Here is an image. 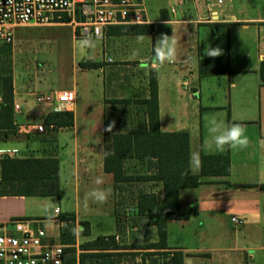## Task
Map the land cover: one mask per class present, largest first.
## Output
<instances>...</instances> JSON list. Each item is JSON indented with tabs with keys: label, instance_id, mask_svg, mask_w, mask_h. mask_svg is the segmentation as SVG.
Returning a JSON list of instances; mask_svg holds the SVG:
<instances>
[{
	"label": "crops",
	"instance_id": "obj_1",
	"mask_svg": "<svg viewBox=\"0 0 264 264\" xmlns=\"http://www.w3.org/2000/svg\"><path fill=\"white\" fill-rule=\"evenodd\" d=\"M208 1L170 0V13L163 14V18L158 14L150 19L145 13L144 24L110 26L106 28L103 38L98 39L102 40L100 51L79 60L81 63H97L96 68L76 67L79 62L74 61V71H97L102 75L96 94L99 95L96 120H91L89 126V131H93L94 135L92 138L89 135L82 152H87V158H97L100 174L110 178L113 193L115 183L112 175L103 171L104 154L111 151L115 133L147 129L143 101L150 95L151 74L156 85L159 130L164 133L183 132L189 136V171L198 176L199 185L179 191L180 211L189 216L186 220L167 222V249H144L145 245H140V242H144L146 231L153 237L149 244L156 243L158 236L154 226L142 224V235L134 241L137 243L132 244L130 238L125 237L120 238L121 243L120 239L115 240L122 247L120 250H82V244L99 236L115 235L119 238L120 232L124 231L125 221L116 220L112 202L114 229L91 238V225L86 218H81L77 205L72 211L47 203L49 198L59 196L60 187L56 196H0V224L5 225L6 233L15 234L14 221L31 220L35 227L45 230L46 242L62 243V232L65 236L70 230L74 237L72 245L75 246L72 247L74 252L68 256L73 257V264H81V255L91 256L84 258L82 264H149L145 255L147 251L156 253L150 256L157 258L151 264H166L167 261L172 264L173 260L169 259L173 255L180 257V264H264V189L232 186L264 185V81L260 76V65L264 61V12L236 16L226 14L223 7L219 8ZM172 2H179L175 13H171ZM186 4H191L189 12ZM166 21H170V25ZM231 26H240L234 30V36L231 35ZM251 26L254 29H250ZM161 34L169 37L175 34L177 59L157 67L153 59V46ZM138 36L144 39L137 40ZM208 46L221 49L222 55L208 57ZM244 47L249 51L240 54L238 50ZM221 57L225 58L226 64L219 63L218 69L225 68L224 71L211 74L212 66L206 64L202 70L205 69L207 73L200 75V60ZM106 59L111 62L107 63ZM212 80L224 88V101L217 105L215 95L208 92ZM63 90L73 92L75 103L61 111L55 110L56 104L53 102L37 103L32 98L33 94L17 95L13 91V106L18 105V110L13 107L12 134L15 137L0 140V159L4 155L11 158L54 157L58 161L60 178L57 139L63 132H70L71 151L74 160H77L81 153L74 114L78 93L72 84L51 95ZM37 94L47 95L45 92ZM30 96L36 106L29 103L27 98L30 99ZM52 112L72 113V126L45 125V118ZM62 117L65 116L62 114ZM212 119L225 125H242L249 138L248 147L243 150L226 148L221 152L214 145L210 146L208 129ZM113 122L115 126L112 132L106 131ZM39 126L43 127L42 132L37 130ZM193 153H199L200 158L227 153L228 176H200V164L197 166L190 161ZM123 171L129 176L154 174L152 167L148 169L134 159L124 162ZM137 183L142 192L154 193L162 198L161 182L150 180ZM56 208L59 214L54 213ZM63 214H72L73 220L67 221L68 225L61 228L59 217ZM232 216L242 219V223L234 225ZM82 222L88 223L87 235H81ZM79 240L84 243H79ZM164 251L169 252L167 258L163 257ZM68 256L65 261L69 259Z\"/></svg>",
	"mask_w": 264,
	"mask_h": 264
},
{
	"label": "rangeland",
	"instance_id": "obj_2",
	"mask_svg": "<svg viewBox=\"0 0 264 264\" xmlns=\"http://www.w3.org/2000/svg\"><path fill=\"white\" fill-rule=\"evenodd\" d=\"M143 1L146 16L150 19L155 18L158 14L163 18V14L167 13L168 15L170 13V0ZM208 2L216 4V0H209ZM178 3L172 2V8L176 9ZM185 6L189 12L191 4ZM223 8L226 14L236 16L244 13L247 15L254 14L256 11L260 13L264 12V0H223ZM239 28L240 26H231V35L234 36V30ZM250 29H254L253 26ZM77 41L73 40L72 28L67 25L20 26L15 29L13 45H4L0 42V78L11 76L12 85L14 84L13 91L17 95L24 93L32 95L40 92L51 95L56 90L66 89L72 84L76 86L78 95L74 114L81 153L75 161L71 151L72 136L70 132H63L58 136L57 145L61 170L59 178L60 194L49 198L47 203H50L51 206L55 205L72 211L77 205V212H79L81 218H86L91 225L89 236L92 238L110 233L114 229L111 214L113 202L114 208L119 210V219L125 221L124 231L120 232L119 239L128 237L130 242L134 244L137 243L134 241H137L142 235L143 225L134 215L125 217L123 208L132 207L136 196L142 190L138 187L137 182L124 184L119 186L122 189L118 192L123 191L124 195L118 194L117 196L112 192L110 178L100 174L97 158H87V152H82L85 149L83 148L85 141L88 142L89 135H91V138L94 135L93 131H89V126L91 120L92 122L96 120L99 99V95L96 94L101 86L102 75L97 71L83 72L79 69L74 71V61L79 62L82 57L95 55L102 47V40L93 39L95 46L90 48H80L76 43ZM247 51H249L247 47L238 50L240 54H246ZM79 63H76V67H79ZM87 63L89 62L87 61ZM223 91L222 85L212 80L208 92L215 95L216 105L224 101ZM27 99L30 104H36L32 102L31 96L30 99ZM12 133L8 131L5 135L1 131L0 140L14 138L15 135ZM88 149H90L89 146ZM77 166L78 170L76 169ZM97 176H102L105 180V183L100 187L110 190L108 200L103 204L91 200L85 203V194L97 187L93 182ZM118 201H122L123 204L119 203V206H117ZM143 236L145 240L140 242V245H147L149 244L148 241L153 239L151 233L147 231ZM121 239L119 240L120 243L122 242ZM80 241L79 243H84L83 240ZM154 254H156L154 251L145 252L149 264L156 261V257H150ZM167 255L169 253H163L164 258H167Z\"/></svg>",
	"mask_w": 264,
	"mask_h": 264
},
{
	"label": "trees",
	"instance_id": "obj_3",
	"mask_svg": "<svg viewBox=\"0 0 264 264\" xmlns=\"http://www.w3.org/2000/svg\"><path fill=\"white\" fill-rule=\"evenodd\" d=\"M219 63L226 64L224 57L217 59H202L199 61L200 75L207 72L202 66L211 65V74L224 71L218 69ZM81 68H96L97 63H80ZM261 80L264 81V61L260 65ZM149 98L144 100L147 114V129H140L134 133H115L112 137L111 151L104 154L103 171L112 175L115 183L114 194L121 189L119 186L130 182L159 181L162 184V198L154 193L140 192L132 205V215L136 216L144 226H154L157 231L158 241L144 246L146 250L167 249V222L170 220H186L187 213L180 211L179 191L182 189L196 188L199 185L198 176L189 171V136L187 133H164L159 130L156 85L151 74L149 83ZM0 131L7 135L12 132L13 124V85L11 76L0 78ZM65 117L60 118V115ZM60 118L59 120H56ZM72 113L52 112L45 118V125L54 124L58 127L72 126ZM134 159L145 164L149 169H154V174L129 176L123 171V164L127 160ZM200 176H228V154L204 155L200 158ZM58 161L54 157L48 158H11L4 155L0 159V196H56L59 190ZM233 187H258L264 189V185L251 186L234 184ZM123 204L118 201L116 204ZM116 220L118 208H114ZM61 221L73 220L72 214H63ZM81 235L88 234V223L82 222ZM67 231V230H64ZM62 243L72 245L74 237L70 230L64 236ZM86 251L120 250L115 242V235L99 236L92 241L81 245ZM73 253L74 249H65ZM163 253H169L164 251ZM90 255H81V264L84 258ZM172 264H180V257L173 255ZM73 257L64 264H73ZM168 264V261L166 262Z\"/></svg>",
	"mask_w": 264,
	"mask_h": 264
},
{
	"label": "built area",
	"instance_id": "obj_4",
	"mask_svg": "<svg viewBox=\"0 0 264 264\" xmlns=\"http://www.w3.org/2000/svg\"><path fill=\"white\" fill-rule=\"evenodd\" d=\"M215 5L223 7V0H216ZM176 10L171 8V13ZM145 13L143 0H0V42L13 45L15 29L26 25H67L72 28L73 40L85 35L102 39L110 26L144 24ZM105 61L111 62L110 59ZM33 96L37 103H55L58 111L75 103V96L69 90ZM13 107L18 110V105ZM37 130L42 132L43 127ZM118 194L124 195V192ZM123 212L129 217L133 207H125ZM54 213L59 214V209H54ZM231 222L238 226L242 219L232 216ZM12 224L15 234L6 233L5 225L0 224V264H64L69 254L65 249L75 246L46 242L45 230L35 227L31 220H16ZM59 225L64 228L68 222L59 221ZM118 239L115 237L116 241Z\"/></svg>",
	"mask_w": 264,
	"mask_h": 264
},
{
	"label": "clouds",
	"instance_id": "obj_5",
	"mask_svg": "<svg viewBox=\"0 0 264 264\" xmlns=\"http://www.w3.org/2000/svg\"><path fill=\"white\" fill-rule=\"evenodd\" d=\"M170 25V21H166ZM174 32V29H173ZM143 36H138L137 40L142 41ZM77 45L80 48H90L94 47V41L90 35H85L82 39L78 40ZM177 40L175 34L169 37L166 34H161L157 38L155 45L153 46L154 61L157 67H162L167 63H172L177 59ZM206 55L211 58H216L222 55V50L219 48H212L208 46L206 49ZM209 134L211 136V145H214L217 151H224L226 148L233 150H243L249 145V138L246 135L245 128L240 124L225 125L218 123L215 119L209 122ZM114 122L107 129L108 132H112L114 127ZM190 161L197 166L201 163L199 153H193L190 157ZM94 184L97 185L96 188L85 194L84 200L87 203L89 200L103 204L108 200L110 195V190H106L100 187L105 183L102 176H97L94 179Z\"/></svg>",
	"mask_w": 264,
	"mask_h": 264
}]
</instances>
